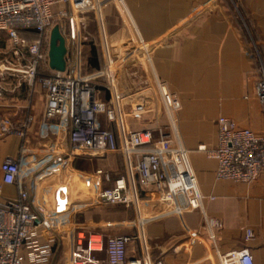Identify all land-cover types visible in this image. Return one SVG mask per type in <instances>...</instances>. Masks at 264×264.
<instances>
[{
	"label": "crops",
	"instance_id": "crops-1",
	"mask_svg": "<svg viewBox=\"0 0 264 264\" xmlns=\"http://www.w3.org/2000/svg\"><path fill=\"white\" fill-rule=\"evenodd\" d=\"M123 2L140 37L152 44V75L179 100L176 130L180 143L188 151L207 217L222 224L221 230L215 231V247L220 253L246 248L254 264H264V173L248 185L217 181L215 160L198 150L199 146L206 151L215 148L219 117L233 120L240 128L264 131V106L254 94L259 69L264 68V0ZM9 66L21 67L15 57ZM146 83V74L138 63L124 66L117 74L122 94ZM0 88L1 116L14 125L27 117L32 119L23 139L0 136V182L6 157L16 159L19 165L17 185L2 186L0 202L15 199L19 188L25 190L42 219L33 230L37 237L33 243L26 238L17 241L16 262L68 264L75 236L61 229L68 224L85 234L104 238L133 235L134 230L128 225L133 219L132 209L95 205L99 187L90 175L97 169L107 172L110 182L102 187L109 188L124 173L121 157L74 159L90 162L92 170L86 175L75 169L78 175L73 177L66 173L71 162L65 158L70 125L43 118L42 88L37 83L30 85L25 76L11 71L0 78ZM161 122L166 123L164 117ZM115 160L120 161V167L114 165ZM132 163L137 170L140 208L147 218L144 236L150 247V260L161 264H213L207 259L203 241L189 245L184 233L187 227L212 245L201 212L186 211L182 218L171 214L172 199L147 185L151 158L138 154ZM246 229L253 233L249 240L244 239ZM135 256L136 245L130 244L127 257Z\"/></svg>",
	"mask_w": 264,
	"mask_h": 264
},
{
	"label": "built area",
	"instance_id": "built-area-1",
	"mask_svg": "<svg viewBox=\"0 0 264 264\" xmlns=\"http://www.w3.org/2000/svg\"><path fill=\"white\" fill-rule=\"evenodd\" d=\"M63 1L69 8L70 35L67 37L61 30L66 40V69L55 72L48 67L47 52L56 0H0V32L7 35L12 54L21 65L12 68L8 62L0 63V78L11 71L25 76L30 85L37 83L42 88L43 118L58 119L70 125L65 156L69 162L77 158L100 159L110 154L121 157L124 173L113 180L109 188L102 187L103 183L110 182L107 172L97 169L90 173L99 187L95 205L131 208L133 219L128 225L134 230L133 235L104 238L85 234L72 224L62 227V230L75 234L68 264H161L150 260V247L144 236L147 218L140 208L137 170L132 163L133 156L138 154L151 158L147 185L159 195L172 199L171 214L182 218L186 211L201 212L212 245L198 232L184 227L189 245L203 241L207 259L213 264L214 259L219 264H254L246 248L220 253L214 245L215 231L221 230L222 224L207 217L188 151L180 143L176 130L179 100L152 75V44L140 37L123 0ZM109 3H113L124 18V28L111 38L105 34L103 20V11ZM86 13L95 17L101 35L103 60L100 69L87 74L83 71L78 26V16ZM132 63L143 68L147 83L131 93L122 94L117 74ZM254 94L258 103L264 106L263 67L259 69ZM162 117L165 124L161 122ZM31 123L32 119L27 117L14 125L9 118L0 115V136L23 139ZM216 132L215 148L206 151L204 146H199L198 150L215 160L214 177L217 181L248 185L264 173V131L240 128L233 120L219 117ZM1 172L0 196L2 186L17 185L19 165L16 159L6 157ZM41 222V216L33 209L25 190L19 188L15 199L0 202V264H20L15 260L17 241L26 238L33 243L37 238L33 230ZM252 237V231L246 229L244 239ZM130 244L136 245V256L132 258L127 257Z\"/></svg>",
	"mask_w": 264,
	"mask_h": 264
},
{
	"label": "rangeland",
	"instance_id": "rangeland-1",
	"mask_svg": "<svg viewBox=\"0 0 264 264\" xmlns=\"http://www.w3.org/2000/svg\"><path fill=\"white\" fill-rule=\"evenodd\" d=\"M53 17L51 20L52 27L58 25L60 30L64 32V34L69 37L70 35V22H69V8L65 1L56 0V4L53 8ZM190 11L188 12L189 15ZM187 15V16H188ZM121 15L120 10L113 5V3L106 4L105 9L103 11V20H104V31L106 36L109 38L113 37L116 33L121 31L124 28V18ZM78 26H79V38L81 44V60L83 62V71L87 74L92 71H89L88 67V57L90 55V51L95 49L98 54V59L100 63V69L103 65L102 60V49L100 43V31L98 30V26L96 24L95 17L92 13H86L82 16H78ZM174 29H171L170 33H173ZM13 49L10 45L9 40L5 33L0 32V63H11L14 60ZM1 89V88H0ZM103 125L106 123L102 120ZM110 154L106 157H113ZM104 157V158H106ZM115 166L120 167V161L115 160ZM75 169L82 170L88 174L92 170V165L90 162L86 161H72L71 165L68 166V171L66 173L72 174L73 177L77 176L78 173L74 172ZM119 206V205H115ZM115 206H109L105 208H112ZM133 229V228H132ZM214 264H219L217 259H214Z\"/></svg>",
	"mask_w": 264,
	"mask_h": 264
},
{
	"label": "water",
	"instance_id": "water-1",
	"mask_svg": "<svg viewBox=\"0 0 264 264\" xmlns=\"http://www.w3.org/2000/svg\"><path fill=\"white\" fill-rule=\"evenodd\" d=\"M66 40L58 25L53 26L49 32L48 41V67L51 71L64 72L66 69Z\"/></svg>",
	"mask_w": 264,
	"mask_h": 264
},
{
	"label": "trees",
	"instance_id": "trees-1",
	"mask_svg": "<svg viewBox=\"0 0 264 264\" xmlns=\"http://www.w3.org/2000/svg\"><path fill=\"white\" fill-rule=\"evenodd\" d=\"M87 64H88V67H89V71H92V72L95 71V70H98V68L100 67V63H99V59H98V54H97V52H96L95 49H92L90 51V55L88 57Z\"/></svg>",
	"mask_w": 264,
	"mask_h": 264
}]
</instances>
